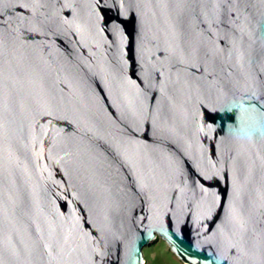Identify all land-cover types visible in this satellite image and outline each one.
Listing matches in <instances>:
<instances>
[{
    "label": "water",
    "instance_id": "1",
    "mask_svg": "<svg viewBox=\"0 0 264 264\" xmlns=\"http://www.w3.org/2000/svg\"><path fill=\"white\" fill-rule=\"evenodd\" d=\"M249 116L264 0H0V264H264Z\"/></svg>",
    "mask_w": 264,
    "mask_h": 264
},
{
    "label": "rangeland",
    "instance_id": "2",
    "mask_svg": "<svg viewBox=\"0 0 264 264\" xmlns=\"http://www.w3.org/2000/svg\"><path fill=\"white\" fill-rule=\"evenodd\" d=\"M170 247L165 239L158 236L150 244L143 247L144 264H186Z\"/></svg>",
    "mask_w": 264,
    "mask_h": 264
},
{
    "label": "clouds",
    "instance_id": "3",
    "mask_svg": "<svg viewBox=\"0 0 264 264\" xmlns=\"http://www.w3.org/2000/svg\"><path fill=\"white\" fill-rule=\"evenodd\" d=\"M229 112L233 111L231 108L228 109ZM238 113H248L249 109L245 106L244 109L237 111ZM239 120V117H238ZM227 131L235 139L240 141H252L255 137L261 136L264 137V123H262L257 117L249 116L248 125L243 126H233L228 125Z\"/></svg>",
    "mask_w": 264,
    "mask_h": 264
}]
</instances>
